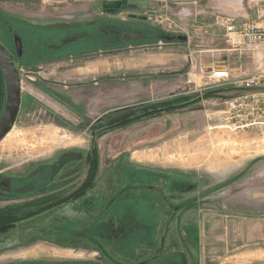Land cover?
<instances>
[{
    "label": "rangeland",
    "instance_id": "1",
    "mask_svg": "<svg viewBox=\"0 0 264 264\" xmlns=\"http://www.w3.org/2000/svg\"><path fill=\"white\" fill-rule=\"evenodd\" d=\"M111 1L114 0H0L3 16L24 27V34L29 33L26 34L24 48L21 44V51H24L26 58L20 66L22 69L17 67L21 70L22 105L15 126L0 143V174L4 172L0 176L8 181L16 176H24L33 168H47L45 165H50L54 160L60 162L59 167L53 168L58 178L50 189L44 188V191L26 197L27 187L22 188L23 196L12 200L13 195L11 198L2 195L0 210L35 203L47 198L48 194H57L54 195L56 201L66 198L84 179L86 155L92 148L93 126L105 124V127L117 115L191 92L192 85L188 84L186 74L175 76L181 69L171 73L172 66L156 63L158 58L172 52L171 47L164 46L163 50L143 44L130 47L125 41L121 47L114 49H109L104 42L102 46H97L96 38L90 35L94 33L88 32L92 27L106 29L109 21H116L117 32L123 35V24L130 22L127 11L141 17L146 15L141 0H132L138 2L134 10H124L116 15L105 14L102 6ZM173 2L185 3V8L192 10L202 8L205 4V0L198 5L193 4L194 0ZM245 2L248 5V0ZM258 2L249 0V5L252 7ZM179 7L183 8L182 5ZM152 8L159 9L156 5ZM160 14H154L147 25L161 24L159 26L167 27L172 17L163 16L164 21L161 23ZM134 40L135 43L141 42L138 38ZM18 43L22 42L16 39V48ZM226 45L231 48L228 43L223 47ZM67 47L70 50L66 54H55ZM51 51L52 56L46 53ZM3 89L4 99V85ZM214 90L236 91L227 88ZM233 95L226 94L221 99L217 95L189 109L143 120L127 128L102 130L104 132L100 131L98 137L94 135L97 139L94 144L98 146L100 155L97 188L79 201L46 211L35 219L22 221L10 232L1 235L0 264H100V256L96 255L98 250L91 244L78 239L64 241L65 236L57 235L65 230H86L81 225L72 223L74 225L63 226L66 223L61 225L60 222L68 218L73 221L80 218L76 213L82 210L79 204L89 201L92 194L95 197L105 191L108 196L104 204L106 206L115 194L118 196L120 192L128 190L132 181L128 170L143 172L146 168L151 174L161 177L159 182L153 184L164 191L160 194L161 198L139 202L137 198H142L143 192L127 191L126 196L119 201L126 206H120L117 201L114 208L123 217L124 211L130 219L131 213L136 214L133 204L145 202L137 207L142 210L147 202L155 201L148 208L154 207L158 213L159 225L153 230L152 236L146 239V246L133 249L132 261L142 262L147 258L151 264H158L157 260L170 264H199L193 256L198 252L206 264L211 263L210 260L212 264L230 262L224 253L225 246L221 247L224 243L219 240V215L227 209L221 208L225 206V201L218 191L229 187L228 196H232L239 190L236 187L252 184L253 189L247 196L253 200L254 207L244 211L260 219L264 217V192L259 191V188L264 190V128L231 132L224 126L222 103ZM217 102L219 105H216ZM171 146L174 149L170 151ZM250 160L255 161L239 172ZM225 163L231 164L226 177L220 175L219 171ZM196 174L203 179H197ZM227 178L231 179L227 186L219 187L220 182ZM197 181L208 184L207 190L210 192L199 193L194 185H198ZM1 182L2 179L0 189H4ZM17 187L13 185L11 189L18 192L21 188ZM103 208L87 214L84 226H89L90 220H96L95 217L100 216ZM199 218L206 228L203 224L194 225L199 223ZM54 221L55 225H49V222ZM207 221L212 223L208 224ZM200 227L202 236L211 234L217 239L205 241L202 237L199 240V235L196 238ZM125 228L123 223L120 229L124 231ZM95 232L98 231L93 230L91 237ZM137 232L139 235L143 230L138 229ZM116 238H119L117 234ZM101 245L107 247L103 243ZM191 250H194L192 254ZM154 257L158 259L154 260Z\"/></svg>",
    "mask_w": 264,
    "mask_h": 264
},
{
    "label": "crops",
    "instance_id": "2",
    "mask_svg": "<svg viewBox=\"0 0 264 264\" xmlns=\"http://www.w3.org/2000/svg\"><path fill=\"white\" fill-rule=\"evenodd\" d=\"M201 1L203 0H194L193 4L198 5ZM245 1L246 0H205L204 7L192 10L185 8V3L179 4L173 2V0H141L142 3L140 2V4H142L146 8L145 17L140 16L142 20H144V22L138 21L140 22V24H137L138 22H136V19H130V22L127 21L129 24L126 23V25L129 27V31L125 36L126 43H129L128 46L130 47L143 44L147 46L158 47L159 50H163L164 46L171 47L170 49L172 52H170L169 55L161 56L160 58H158V60H156V63L166 67L172 66L173 70L171 73L181 69L179 70L180 72L178 71L179 73L175 76L181 77L182 74L185 73L188 77V84L192 85L191 92L181 93L177 96L193 94L202 95L208 91H212L215 89L205 87L206 85L203 82L206 75L209 74V70L213 64L217 65L218 67L227 66L233 71L244 72L246 75L250 76L258 72L261 64L254 58V53L233 52L230 48L227 47V45L225 48L223 47L225 43L227 44L225 30L218 24L217 21L219 18H231L235 21L237 26H240L247 22H256L258 19L254 9L256 4L251 7L249 5V0L248 5ZM152 2L156 3L154 4ZM153 5L158 6L159 9H153ZM180 5L183 6L182 9L179 7ZM156 13H161V17L170 15L172 17L171 23L173 25V29L170 30L166 26H159L161 24L148 26L147 23L152 21V16ZM147 15L148 17H146ZM213 16L215 17L214 19H212ZM153 34H156V36L154 37ZM135 38L141 39V42L135 43ZM169 75L173 76L171 74ZM190 75L194 76L192 81H190L189 79ZM230 93L236 95L240 92L238 90H236L235 92H219L217 94L219 96L218 99H221L226 94L228 95ZM208 99L209 98L205 100ZM205 100L203 99L200 103L189 106L186 109L200 105L204 103ZM216 105H219V102H217ZM221 114H223V112H221ZM252 161L255 160H250L249 162L245 163L242 167V170H240L239 172L244 171L246 168L251 166L253 164ZM59 163L60 162L58 160H54L50 165L46 164L45 166H47V168H45L49 170V173H55L56 171L53 170V168L59 167ZM229 165L231 164L225 163L224 166L220 167V175L225 177L228 176L227 171H229V169L231 168L229 167ZM145 170L148 171V168H146ZM237 175L239 174H236L235 176ZM195 176H197V179H203L200 175L196 174ZM229 180L231 179L227 178L221 181L219 187H222L223 185L227 186ZM200 184L201 183L198 182V185L201 187H199L197 183L194 184L196 185L199 193L207 194V192H210L209 190H207L209 188L208 184ZM236 189L239 190H237L235 195L232 196H228V193H230L229 187H225L218 191L220 193L219 196L221 197V199H223V202L225 201V206H221V208L227 209V211H223L221 215H219V240L221 241V243H224V245L221 244V247L225 246L224 253L226 254V257L230 258L231 260L227 264H264V261H262V259H264V217L260 219L258 217H255L254 214L249 213L248 211H244V209H252L254 207L252 203L253 200L249 195L247 196L250 190L253 189L252 184L246 183L241 187H236ZM259 191L264 192V190L260 188ZM102 192L103 194H97L95 197L94 194H92L89 201L83 204H79L82 210H79L76 213L80 218H77L74 221L68 218L66 220H63L64 222H60V224L66 223L63 224V226H67L70 224H75L76 226L81 225V228L85 229L86 231L80 232L79 230H77V228L75 231L76 233L74 232V235L75 237L77 236L84 241L86 239V237H84V234L87 232V230H90L92 225L98 224L100 222L103 212L118 197L115 194L114 198L110 202H108L106 206H104V204L108 201V196L106 195L105 191ZM179 194L180 193H178V195ZM92 199H94V202H92ZM102 207L105 208H103V210L101 211L100 216H96V220H90L88 222L89 226H84V223H86V215L97 212ZM207 222L208 224L212 223L211 221ZM55 223V221L49 222V225H55ZM198 224L199 226L203 224L206 228V224L201 222L200 218L199 223H195L194 225L197 226ZM205 228L203 229V231H205ZM198 231L199 240H202V237L205 238V241H207L208 239L210 241H215L217 239L215 235L211 234H209L208 236H202L201 227L198 229ZM60 234L68 235L65 232H61L57 235ZM50 235L53 236L52 234ZM51 239H54V237ZM193 251L194 250H191V254L193 253ZM97 252L100 253L99 251ZM98 253H96V255H99ZM193 256L196 259L195 262L198 261L199 264H206L205 261L202 262V256L201 254L198 255V252L197 255L193 254ZM196 257L198 258V260ZM144 260L148 264H151V262H149L150 260H148L147 258ZM139 261L140 260L134 262ZM157 261L162 262V260ZM142 262L140 261V263ZM210 262L211 263L207 264H212V260H210Z\"/></svg>",
    "mask_w": 264,
    "mask_h": 264
},
{
    "label": "trees",
    "instance_id": "3",
    "mask_svg": "<svg viewBox=\"0 0 264 264\" xmlns=\"http://www.w3.org/2000/svg\"><path fill=\"white\" fill-rule=\"evenodd\" d=\"M118 23V22H117ZM124 25V32L123 35L121 33L119 34L117 32L118 27H116V21L111 22L109 21L107 24L106 29L100 28V26L92 27L93 29L91 31H88L90 34L93 35L94 38H96V44L97 46H102V42L107 43V47L109 49H114L121 47V44L123 45V41L126 43V35L128 34L129 27L126 24ZM2 28V29H1ZM0 43L3 45L5 50L8 52V54L13 59L16 68L18 66H21L23 63L22 61L24 58H26V54H24V51H22V54L19 55L17 52V48L15 47L16 39L18 41L22 42L24 48V40L26 37L27 32L24 34L25 28L22 26H18L11 20L5 18L3 16V13L0 12ZM31 32H33L32 29H30ZM88 35V34H87ZM155 37L156 34H153ZM12 41L14 42V45L12 44ZM50 41V39H49ZM51 42V41H50ZM12 47V50L10 49ZM72 47V46H70ZM70 47H67L65 50L59 51L60 53L55 54H61L64 55L67 53L68 50H70ZM69 48V49H68ZM49 53L50 56H52L53 52H46ZM29 65H32L29 64ZM1 73V72H0ZM5 88V87H4ZM228 90H233L234 88H227ZM4 91V89H3ZM220 91L218 90H212L208 91L202 95L200 94H193V95H182L177 96L172 99L155 102L150 105L129 111L124 114L117 115L113 117L111 120L108 121L106 124L107 126L98 125L93 126L92 131V148L90 151L87 152V158H86V166H85V179L81 186L77 188L74 192H72L69 196L66 198H62L61 200L56 201L55 197L51 198H43L37 200L35 203H29L22 206L17 207H10L6 209L0 210V236L3 234H6L10 232L12 229H14L18 223L22 221H26L28 219L35 218L38 215H42V213L46 211H51L56 209L57 207L70 203L73 201H79L83 198H85L89 192H91L98 182V178L100 175V155L98 152V146H96L95 140L96 137L99 136V132H104L102 130H116V129H122L127 128L131 126L132 124H135L137 122L156 118L163 114H168L172 112H176L179 110H183L188 108L189 106L195 105L200 103L203 99L211 98L216 96ZM96 132V133H95ZM96 135V137L94 136ZM95 142V144H94ZM121 170V168H120ZM131 174V182L128 186V190L126 192H143L142 198H137L139 202H142L144 200H158L161 198L160 194H163L164 191L161 190L157 185H153L154 183H157L161 180V177L159 175L151 174L149 171H132L128 170ZM54 181V180H53ZM53 181L49 184V186L46 189H50L51 186H53ZM27 185H30V181L26 183ZM172 187V186H171ZM174 187V186H173ZM44 189V190H46ZM42 190V191H44ZM126 192H121L118 197L115 199V201L103 212L101 216V220L98 224H94L91 226V229L87 230V233L92 234L93 230H96L100 232V238H99V245L101 251L104 250V254L102 257V260L106 264H148L144 260L142 263L139 262H133L132 260H129V256L133 249L138 246H145L148 243L146 242V239L149 238V235L152 236V232L155 229L156 226L159 225V222H157L158 213L153 208H148L149 204L153 205L155 201H150L143 206L142 210L140 208H137L139 206H142L143 204L139 205H132L133 211L136 212V214H132V216L127 217L126 213L122 211L124 217L121 215L120 211H115L114 208L116 206L117 201L119 202L124 196H126ZM144 198V199H143ZM55 201V204L52 202ZM52 202L48 207H41L40 205H46L47 203ZM120 206H126L121 205ZM40 206V207H39ZM122 207V208H124ZM131 207V206H130ZM36 217V218H37ZM125 223V230H121L120 226ZM143 230L138 235L137 230ZM66 234H74L71 230H65ZM109 234H112L111 236ZM116 234L119 238H116ZM114 235V236H113ZM121 235L123 236L121 239ZM113 236V237H112ZM198 237V232H196V238ZM111 238V239H110ZM103 239H107L109 243H112V246L114 247L113 252H108L106 250L107 247H103L101 243H103ZM113 239V240H112ZM158 257H154V260H157ZM101 260V261H102ZM151 262V261H149ZM152 263V262H151ZM101 264V263H100ZM159 264H170V262L162 263L159 262Z\"/></svg>",
    "mask_w": 264,
    "mask_h": 264
},
{
    "label": "built area",
    "instance_id": "4",
    "mask_svg": "<svg viewBox=\"0 0 264 264\" xmlns=\"http://www.w3.org/2000/svg\"><path fill=\"white\" fill-rule=\"evenodd\" d=\"M254 9L258 18L256 22L237 26L231 18H219L217 21L225 30L231 51L255 54L254 58L261 64L258 72L250 76L213 64L203 80L207 88H234L240 92L224 102L222 121L231 132L264 128V0H259ZM160 20L162 23L163 17ZM167 27L173 29L172 23ZM193 78L189 76L190 81Z\"/></svg>",
    "mask_w": 264,
    "mask_h": 264
},
{
    "label": "flooded vegetation",
    "instance_id": "5",
    "mask_svg": "<svg viewBox=\"0 0 264 264\" xmlns=\"http://www.w3.org/2000/svg\"><path fill=\"white\" fill-rule=\"evenodd\" d=\"M119 1H125L126 2V4L125 5H123L119 10H116V11H114V12H108L107 10H104L103 9V6L105 5V4H111V3H114V2H119ZM103 6H102V9H103V12L105 13V14H112V15H116V14H120V13H122L121 11H124V10H133L134 8H136L137 6H138V2H135V1H132V0H114V1H111V2H108V3H104L103 4ZM120 12V13H119ZM127 16L129 17V19H139V21H142V22H144V20H142V18L140 17V16H137V15H135V14H133V13H131V11H127ZM17 52H18V48H17ZM19 53V52H18ZM21 54H22V52H21ZM19 55H20V53H19ZM15 64V63H14ZM16 67V66H15ZM19 68H20V66H19ZM20 69H22V68H20ZM18 70V72H19V75H20V79H21V70ZM29 70V69H28ZM24 71V70H23ZM0 72H1V69H0ZM3 85H4V87H5V84H4V78H3V75H2V72L0 73V111H1V109H3V112H4V107H5V100H6V92L4 93V95H5V97H4V99H3ZM21 89H22V81H21ZM22 100H23V92H21V105H22ZM20 109H21V106H20ZM3 112H0V116L2 117V115H3ZM19 114H20V112H19ZM1 117H0V120H1ZM17 121V120H16ZM16 124V123H15ZM15 126V125H14ZM87 158V157H86ZM120 170V169H119ZM49 170L48 169H46L45 167L44 168H41L40 170L38 169V170H36L35 168H33L32 170H30V171H28L24 176H16V177H13V178H11V179H9L8 181H7V178H2V177H4V176H0V179H2V184L5 186V188L4 189H0V196H2V195H5V196H3L4 198H11V196L13 195V197L11 198V200L13 199V198H15L16 199V197L18 198V197H20V196H23V192L21 191L22 190V188H26L27 187V194H25L26 195V197H28V196H31V195H34V194H36L37 192H40V191H42L44 188L46 189L48 186H49V184L53 181V180H56L58 177V175H56V173H49L48 172ZM4 173V172H3ZM3 173L2 174H0V175H3ZM49 176V177H46V179L44 178L45 176ZM86 176V175H85ZM85 176H84V179H85ZM43 178H44V180L45 181H43ZM84 179L82 180V183H83V181H84ZM26 181H31L30 182V185H27L26 184ZM44 182V183H43ZM42 183V184H41ZM81 183V184H82ZM81 184L78 186V188L81 186ZM13 185H16V186H18L17 188H21L18 192L16 191V190H14L13 188L11 189V187L13 186ZM42 185V186H41ZM2 188V187H1ZM77 189V188H76ZM75 189V190H76ZM74 190V191H75ZM54 195H57V194H48L47 195V198H51L52 196H54ZM55 197V196H54ZM52 202H55V201H52ZM52 202H49V203H47L46 205H44L43 207H48ZM73 202H76V201H73ZM73 202H70V203H68V204H63V205H61L62 207L63 206H68L69 204H71V203H73ZM177 211V210H176ZM41 215V214H40ZM40 215H38V216H40ZM36 218V217H35ZM34 218V219H35ZM19 224V223H18ZM87 234H89V233H85L84 234V237H86V239L84 240V242L85 243H89V244H91L93 247H95V249L96 250H98L99 252H104V250H102L101 251V249L102 248H100V245H99V243H98V237L100 238V232H95V234H94V236L93 237H91V234H89V236H85V235H87ZM110 236L112 235V234H109ZM63 236H65L66 237V240H64V241H74V240H76V239H78V240H80V241H82L81 240V238H78L77 236L75 237V235L74 234H68V235H63ZM114 236V235H113ZM112 236V237H113ZM74 237V238H73ZM111 239V238H110ZM113 240V239H112ZM95 241H96V243H95ZM112 243H113V241H112ZM112 243H109L108 242V240L106 239L105 241H103V244H105L106 246H107V248H106V250L108 251V252H113V249H114V247L112 246ZM162 249V248H161ZM102 253H99V256H100V261H98V263L100 262L101 264H106L103 260H102V257H103V254ZM130 258H129V260H131V255L129 256ZM102 260V261H101ZM12 264H20V263H12ZM22 264V263H21ZM25 264H40V262L39 263H33V262H26ZM42 264V263H41ZM50 264V263H49ZM111 264V263H110Z\"/></svg>",
    "mask_w": 264,
    "mask_h": 264
},
{
    "label": "water",
    "instance_id": "6",
    "mask_svg": "<svg viewBox=\"0 0 264 264\" xmlns=\"http://www.w3.org/2000/svg\"><path fill=\"white\" fill-rule=\"evenodd\" d=\"M125 1L114 2L111 4H105L104 10L108 12H114L119 10ZM18 41V39H17ZM18 52L21 55V43H18ZM0 69L4 78L6 100L4 112L0 120V143L13 129L16 120L18 118L21 106V79L14 61L3 45L0 43Z\"/></svg>",
    "mask_w": 264,
    "mask_h": 264
},
{
    "label": "bare ground",
    "instance_id": "7",
    "mask_svg": "<svg viewBox=\"0 0 264 264\" xmlns=\"http://www.w3.org/2000/svg\"><path fill=\"white\" fill-rule=\"evenodd\" d=\"M5 138H6V137H5ZM189 138H190V137H189ZM212 141H213V140H212ZM213 142H214V141H213ZM213 142H212V143H213ZM191 145H192V144H191ZM212 145H213V144H212ZM183 147H184V146H183ZM194 147H195V146H194ZM194 147H193V148H194ZM167 149H168V147L166 146V148H165L166 152H167ZM169 149H170V151H171V149H174V148L171 146ZM186 159H187V158H186ZM183 160H184V158H183ZM184 162H185V161H184Z\"/></svg>",
    "mask_w": 264,
    "mask_h": 264
}]
</instances>
